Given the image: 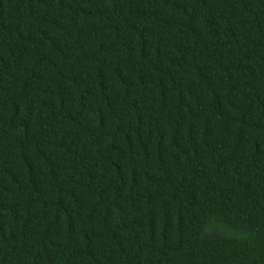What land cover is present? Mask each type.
<instances>
[{"label": "trees", "instance_id": "trees-1", "mask_svg": "<svg viewBox=\"0 0 264 264\" xmlns=\"http://www.w3.org/2000/svg\"><path fill=\"white\" fill-rule=\"evenodd\" d=\"M0 264H264V0H0Z\"/></svg>", "mask_w": 264, "mask_h": 264}]
</instances>
